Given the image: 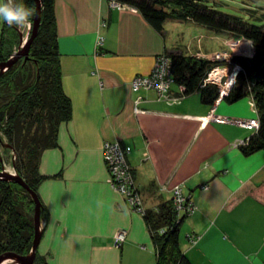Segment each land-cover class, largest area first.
<instances>
[{
    "label": "crops",
    "instance_id": "0c3cea01",
    "mask_svg": "<svg viewBox=\"0 0 264 264\" xmlns=\"http://www.w3.org/2000/svg\"><path fill=\"white\" fill-rule=\"evenodd\" d=\"M54 16L71 116L39 163L37 253L47 264H155L143 217L109 184L102 148L120 142L131 147L128 162L143 209L170 201L176 188L191 195L197 211L180 227V249L191 264H264V192L261 199L253 195L264 186V151L243 156L238 146L255 131L235 123L257 119L251 98L209 106L197 94L167 101L153 90L131 91L158 56L183 51L189 35L203 36L210 54L228 34L167 21L161 35L136 10L111 9L106 0H54ZM0 24L1 47L6 25ZM171 93L178 94L176 86ZM120 231L126 239L115 248ZM189 234L199 236L196 245Z\"/></svg>",
    "mask_w": 264,
    "mask_h": 264
},
{
    "label": "trees",
    "instance_id": "16d2710c",
    "mask_svg": "<svg viewBox=\"0 0 264 264\" xmlns=\"http://www.w3.org/2000/svg\"><path fill=\"white\" fill-rule=\"evenodd\" d=\"M40 1V24L28 58L18 59L0 75V143L5 144L13 153L14 170L37 196L38 187L44 180L39 172L41 156L44 151L56 147L58 128L71 116L69 100L60 85L54 0ZM106 1L136 10L161 35L167 21L191 23L209 32L242 38L253 46V59L264 57V15L252 16L245 21L220 12L203 0ZM22 2L33 10L30 18L32 21L33 0ZM7 28L14 30V38ZM17 29L15 25H6L1 39L0 63L11 57L13 44L17 47ZM165 53L171 62L173 85L182 89L176 95L177 98L197 94L201 103L213 106L219 99L232 105L250 97L257 111L259 125L251 136L239 144L238 149L245 157L264 151V83L256 84L252 74L243 70L223 97L219 98V87L205 83L207 73L220 66L219 62L186 56L179 50ZM235 59L232 58V63H238ZM119 145L123 151L127 147L131 151V147L120 142ZM128 156L126 161L135 185L134 171L129 165ZM180 190L188 201L187 205L194 207L192 214L177 210L174 190L170 201L151 210L141 209V216L155 246V264H191L180 249V227L185 219L193 217L197 207L191 195L184 193L182 188ZM263 192L264 186L257 188L253 195L261 199ZM33 214L34 204L30 194L20 185L0 179V255L14 253L27 256L30 253L34 238ZM199 239L194 234L187 236L192 246ZM32 264H47V259L36 252Z\"/></svg>",
    "mask_w": 264,
    "mask_h": 264
},
{
    "label": "built area",
    "instance_id": "2783aa9c",
    "mask_svg": "<svg viewBox=\"0 0 264 264\" xmlns=\"http://www.w3.org/2000/svg\"><path fill=\"white\" fill-rule=\"evenodd\" d=\"M110 6L112 9H124L123 6L116 3H111ZM101 44L102 38H98L96 42L97 48L100 47ZM233 57V55L229 56V67L223 65H220L221 67L217 66L212 68L206 75L205 83L218 86L221 92L220 98L224 94V88L228 87L230 83L233 84L237 75L243 72V69L238 63H232ZM172 83L171 62L166 55L162 54L156 58L153 69L149 75L136 77L132 81L131 91L138 92L140 89H149L155 91L159 99L176 101L170 94ZM208 120H215L218 123L227 122L226 120L215 119L212 115L208 117ZM235 123L245 129H251L253 127L258 128L259 125L257 119L235 121ZM130 152L128 147L123 151L119 142H106L102 148V158L109 175V184L120 196H123L129 207L141 211L142 206L131 175V169L126 161V156L129 155ZM173 196L178 211L184 210L187 213H193L194 207L187 205L188 201L182 196L180 188L174 189ZM121 237L120 234L117 238L115 237V246L118 247L120 243L125 240L121 239Z\"/></svg>",
    "mask_w": 264,
    "mask_h": 264
},
{
    "label": "rangeland",
    "instance_id": "374dc122",
    "mask_svg": "<svg viewBox=\"0 0 264 264\" xmlns=\"http://www.w3.org/2000/svg\"><path fill=\"white\" fill-rule=\"evenodd\" d=\"M203 1L206 2L207 5L214 7L216 10H218L222 13H226V14H230V15H233L236 17H240L245 21L250 20L252 18V16L259 17L260 14L264 15V0H203ZM2 2H4V0H2ZM111 3H113V2H107L108 6L110 8H111V6H110ZM121 6H123V5H121ZM123 7L125 9V6H123ZM254 12H256V13L254 14ZM33 20H34V17H33ZM33 20L31 21V28L30 29L24 28L25 35H26L25 42L30 37V33H31L32 25H33ZM1 21H2V19H0V22ZM0 26H1V24H0ZM199 29L204 30L202 28H199ZM211 33L220 34V33H214V32H211ZM194 35L195 34L189 35V37H191V38L186 37L185 43H183V45H182L184 47V49H183L184 52L179 50L180 52L184 53L186 56L188 54L190 55V53H194V54H192V56L196 57L197 59H208V60H211L215 63L219 62L221 65H223L225 67H229V56L233 55L235 58L240 56V57H243L247 60L253 59V57H254L253 46L251 47L252 52H251V50L248 52H246V51L243 52L242 49L244 48V45L241 43V41L243 40L242 38L235 37V36L228 34L227 39H224V40L217 39V40H219L218 41L219 44L217 46H215L213 50H210V54H209L208 50H206L205 47H203L206 44V41L204 43V40H203L204 37L200 36V34H197L196 38H195ZM201 43L203 44V46ZM20 44H21V40L19 41L16 49L13 51L12 54H15L18 51V49H19L18 47L20 46ZM241 44H242V46H241ZM196 51H198V52H196ZM238 64L240 65V63H238ZM240 66L243 67L242 65H240ZM239 75L240 74H238L237 78H235V79H238ZM231 85L232 84L230 83L228 85V87L225 88V90L227 91L231 87ZM172 86H174L173 83H172L171 87ZM177 89H178V93H180V91H182V89L179 87H177ZM219 93L221 95L220 89H219ZM170 94H171V96H173L171 93V90H170ZM220 95H219V98H220ZM221 97H223V95ZM173 98L176 99V101L180 100V98H177L176 96H174ZM172 101H175V100H172ZM251 103H253V106L255 107L253 100H252V102L250 101V104ZM223 120H226V119H223ZM257 129L258 128L253 127L251 129H246V130L254 132ZM11 157H12V159H11ZM13 157H14L13 153H10L9 148L1 142L0 143V162H1L0 163V172L1 173H6V174H10V175H17L16 171L14 170V168L12 166V164H13L12 161L14 160ZM110 187L113 189L114 192H116V190L111 185H110ZM207 189H208V187L204 186V190H207ZM121 197L123 198V196H121ZM41 211H42V206H41ZM131 211L141 215V211H139L137 209L136 210L131 209ZM39 227H40V219H39ZM119 234L122 236L121 239H126V232L125 231H120V232L116 233L115 237H117ZM115 237L113 238L114 242L116 240ZM122 243H120V244H122ZM114 247L119 248L120 245L117 247V246H115V243H114ZM8 260L15 262V264H19L17 261H15L13 259L8 258ZM7 264H14V263L10 262Z\"/></svg>",
    "mask_w": 264,
    "mask_h": 264
},
{
    "label": "water",
    "instance_id": "95a60500",
    "mask_svg": "<svg viewBox=\"0 0 264 264\" xmlns=\"http://www.w3.org/2000/svg\"><path fill=\"white\" fill-rule=\"evenodd\" d=\"M6 2V0H4ZM34 2V20L30 33L29 39L25 42L26 35L24 28H18V33L20 34L21 44L18 47V51L15 54H12L11 57L5 61L0 63V75L3 74L12 64H14L20 58H28L29 49L33 39L35 38L39 24H40V13H41V1L33 0ZM4 32V30H3ZM12 37V36H11ZM15 46V45H14ZM238 63H240L244 69L252 74V78L256 84L264 83V58H254L252 60H247L243 57H236L235 59ZM228 121V120H227ZM232 122V120H230ZM0 179L4 181L14 182L24 188L32 197L34 204V238L32 243V248L30 253L27 256H19L14 253H4L0 255V264L3 260L8 258L15 259L19 264H32L35 258V254L38 250L39 242H40V231H39V219L41 212V203L38 196L33 193L25 183L17 176L10 175L6 173L0 172Z\"/></svg>",
    "mask_w": 264,
    "mask_h": 264
},
{
    "label": "clouds",
    "instance_id": "9594fccd",
    "mask_svg": "<svg viewBox=\"0 0 264 264\" xmlns=\"http://www.w3.org/2000/svg\"><path fill=\"white\" fill-rule=\"evenodd\" d=\"M33 10L26 7L22 0H0V19L8 26L18 28H31Z\"/></svg>",
    "mask_w": 264,
    "mask_h": 264
},
{
    "label": "bare ground",
    "instance_id": "6f19581e",
    "mask_svg": "<svg viewBox=\"0 0 264 264\" xmlns=\"http://www.w3.org/2000/svg\"><path fill=\"white\" fill-rule=\"evenodd\" d=\"M241 43L244 45V48L242 49L243 50V52H248V51H250L251 50V44L250 43H248L247 41H245L244 39L241 41ZM242 44H241V46H242ZM251 52H252V50H251ZM264 58V57H263ZM241 65V64H240ZM239 65V66H240ZM241 67V66H240ZM243 70H244V67H241ZM243 73V72H242ZM240 74V73H239ZM226 91V90H225ZM225 91H224V93H225ZM118 237V236H117ZM116 237V238H117ZM121 245V244H120ZM10 259H13V258H10ZM13 260H15V259H13ZM16 261V260H15ZM14 263L15 264V262H13V261H10V260H8V259H6V260H3L2 261V263L1 264H7V263Z\"/></svg>",
    "mask_w": 264,
    "mask_h": 264
}]
</instances>
